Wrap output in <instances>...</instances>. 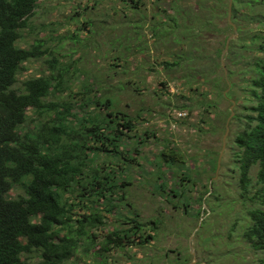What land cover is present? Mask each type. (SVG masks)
Masks as SVG:
<instances>
[{
	"label": "trees",
	"instance_id": "trees-1",
	"mask_svg": "<svg viewBox=\"0 0 264 264\" xmlns=\"http://www.w3.org/2000/svg\"><path fill=\"white\" fill-rule=\"evenodd\" d=\"M123 1L133 9L144 4ZM193 1L189 9L172 0L161 18L153 16L155 37H173L172 44L181 47L162 63L168 70H182L188 86L220 84L215 73L223 65L217 58L229 32L235 31L241 0ZM39 3L0 0V264H30L33 255L39 258L35 264H68L80 248L95 251L106 261L113 250L154 239L161 223L159 218L144 223L127 201V188L133 183L130 173L141 165V149L148 139L135 133V119L117 109L116 98L101 93L97 83L80 79V91H74L78 77L85 74L80 67L48 58V72L18 85L24 64L50 51L42 39L28 47L19 42ZM216 36L222 38V47L213 55L208 41ZM251 40L260 55L253 68L243 70L254 72L244 78L243 88L253 103L244 128L235 134L234 155L241 198L250 201L245 212L250 222L242 237L263 253L264 264V34L256 33ZM235 43L229 45V56H237ZM228 69L232 78L236 71L229 65ZM156 165L159 194L171 202L189 197L187 185L193 181L196 185L197 180L181 150L166 143ZM17 185L24 194L12 197ZM209 192L194 197L200 214L208 211L203 205ZM211 196H217L216 190ZM103 210L120 214L119 226L105 233Z\"/></svg>",
	"mask_w": 264,
	"mask_h": 264
},
{
	"label": "rangeland",
	"instance_id": "rangeland-1",
	"mask_svg": "<svg viewBox=\"0 0 264 264\" xmlns=\"http://www.w3.org/2000/svg\"><path fill=\"white\" fill-rule=\"evenodd\" d=\"M178 2L190 9L194 1ZM171 3L144 0L141 9H133L123 0H40L30 25L23 30L22 46L42 39L50 51L24 64L18 85L48 72V58L71 64L73 69L80 67L85 74L78 77L74 91H80V79L97 83L101 93L116 98L117 109L135 119V133L148 139L141 149V165L130 173L133 183L127 188V201L144 223L161 220L155 238L144 245L113 250L106 261L95 251L80 248L68 264H260L263 253L242 237L250 222L245 213L250 201L246 203L240 195L234 138L244 128L253 103L243 87L247 85L244 78L254 72L243 70L253 68L260 55L252 49L251 38L264 34V0H241L237 32H229L224 65L222 55L217 58L223 65L215 73L221 77L220 84L197 82L193 87L181 77L182 70H168L162 63L176 48L180 52V45L172 44L173 37H155L152 30L153 16L161 18ZM221 40L210 38L211 54L222 47ZM233 40L237 56H229ZM228 65L236 71L232 78ZM207 90L211 92L208 96ZM237 114L241 119L235 118ZM168 142L185 154L197 180L196 185L194 181L187 185L191 192L183 201L171 202L156 191L155 184L160 182L156 162ZM256 171L257 167L252 174ZM207 189L208 202L203 208L208 211L200 214L195 198L200 199ZM212 190L217 196L210 198ZM21 194L24 189L19 185L11 191L12 197ZM103 213V233L119 226L120 214ZM38 260L35 255L28 258L30 264Z\"/></svg>",
	"mask_w": 264,
	"mask_h": 264
},
{
	"label": "water",
	"instance_id": "water-1",
	"mask_svg": "<svg viewBox=\"0 0 264 264\" xmlns=\"http://www.w3.org/2000/svg\"><path fill=\"white\" fill-rule=\"evenodd\" d=\"M231 5V4H230ZM235 32H237V29H236V27H235ZM229 42V41H228ZM227 48H228V43H227V45H226V48H225V50L223 51V53H222V62H223V65H224V60H223V57H224V54H225V51L227 50ZM227 72V71H226ZM232 115H233V113H232ZM228 128H227V132H226V134H225V137H226V135H227V133H228Z\"/></svg>",
	"mask_w": 264,
	"mask_h": 264
}]
</instances>
